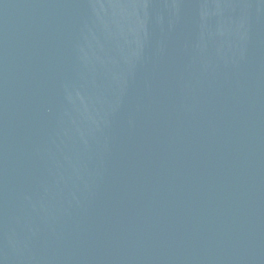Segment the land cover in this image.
Returning <instances> with one entry per match:
<instances>
[{
  "label": "water",
  "instance_id": "1",
  "mask_svg": "<svg viewBox=\"0 0 264 264\" xmlns=\"http://www.w3.org/2000/svg\"><path fill=\"white\" fill-rule=\"evenodd\" d=\"M0 264H264V0H0Z\"/></svg>",
  "mask_w": 264,
  "mask_h": 264
}]
</instances>
